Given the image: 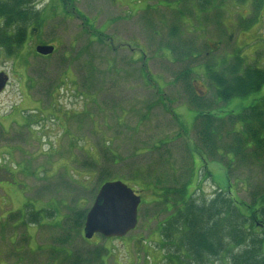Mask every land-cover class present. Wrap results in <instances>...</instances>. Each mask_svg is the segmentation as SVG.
Wrapping results in <instances>:
<instances>
[{
  "label": "rangeland",
  "instance_id": "rangeland-1",
  "mask_svg": "<svg viewBox=\"0 0 264 264\" xmlns=\"http://www.w3.org/2000/svg\"><path fill=\"white\" fill-rule=\"evenodd\" d=\"M199 4L37 0L40 17L24 45L11 56L0 47L9 76L0 93V264H188L173 242L181 230L169 240L164 224L186 215L176 205L185 185L199 204L229 189L264 207V161L227 154L236 148L233 125H217L222 156L209 139L201 146L196 130L197 110L224 118L264 99L263 86L213 104L207 68L237 54L264 66V0ZM42 44L57 50L40 55ZM109 181L141 196L137 227L88 239L74 213L87 217Z\"/></svg>",
  "mask_w": 264,
  "mask_h": 264
},
{
  "label": "trees",
  "instance_id": "trees-1",
  "mask_svg": "<svg viewBox=\"0 0 264 264\" xmlns=\"http://www.w3.org/2000/svg\"><path fill=\"white\" fill-rule=\"evenodd\" d=\"M36 1L0 0V47L10 56L16 54L24 45L28 27L40 17ZM63 1L64 4L69 2V0ZM196 1L199 4V0ZM214 1L200 0L199 6L211 5ZM240 1L246 3L247 0ZM191 54L193 57L197 56H194L195 53L192 51L189 55ZM207 68L208 78L212 80L216 89L213 99L210 100L213 104L245 97L264 86V66H259L255 61L249 63L238 54L231 57V60L220 69L221 71H216L211 66ZM182 74L189 78V81H185L186 86H192L191 69L187 68ZM193 98L194 101L204 104L205 101L209 102L198 93H195ZM197 111L196 122L202 123L196 126L199 142L203 146L209 139L211 150H215L212 155L222 156V150L215 148L218 141V123L223 127L229 123L233 125L237 135L234 136L236 148L232 146L227 154L231 153L232 159L248 156L253 160L264 161V99L253 103L239 114H230L224 118L212 114L211 111ZM238 124H240L239 128H237ZM199 147H195L197 153L206 161V152L203 147ZM192 164L194 167L193 161ZM232 186L231 184L230 187ZM187 189L185 185L180 192L183 201L176 204L182 206L179 208L182 213L187 210L186 215H178L176 220L170 218L164 223L167 226L168 233H165L169 240L171 233L181 230V241L177 242L175 237L173 240L176 253L187 257L188 264H208L216 259L225 264L224 259L227 261L229 254V264H264V207L256 208L254 204L241 203L233 197L229 189L219 190L210 202L199 204L189 198L192 194L186 196ZM188 212L191 214H187ZM196 212L197 214H194ZM83 213H74L75 223H78L80 215V220L85 225L86 215L84 216Z\"/></svg>",
  "mask_w": 264,
  "mask_h": 264
},
{
  "label": "water",
  "instance_id": "water-1",
  "mask_svg": "<svg viewBox=\"0 0 264 264\" xmlns=\"http://www.w3.org/2000/svg\"><path fill=\"white\" fill-rule=\"evenodd\" d=\"M40 55L54 52L53 45H38L35 48ZM9 76L0 73V92L6 87ZM141 197L122 181H109L103 184L90 208L84 227L85 237L95 234L105 237H123L134 230L138 224V209Z\"/></svg>",
  "mask_w": 264,
  "mask_h": 264
},
{
  "label": "flooded vegetation",
  "instance_id": "flooded-vegetation-1",
  "mask_svg": "<svg viewBox=\"0 0 264 264\" xmlns=\"http://www.w3.org/2000/svg\"><path fill=\"white\" fill-rule=\"evenodd\" d=\"M43 45H53L54 46V52L57 50V45H55V44H43ZM37 47V46H36ZM35 47V48H36ZM2 71H0V73H1ZM7 74V73H6ZM8 84H9V81L7 82V85H6V87L8 86ZM6 87L1 91V92H3L5 89H6ZM0 92V93H1Z\"/></svg>",
  "mask_w": 264,
  "mask_h": 264
}]
</instances>
